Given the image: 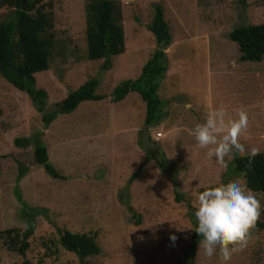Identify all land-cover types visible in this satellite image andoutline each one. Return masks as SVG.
<instances>
[{
    "label": "rangeland",
    "instance_id": "rangeland-1",
    "mask_svg": "<svg viewBox=\"0 0 264 264\" xmlns=\"http://www.w3.org/2000/svg\"><path fill=\"white\" fill-rule=\"evenodd\" d=\"M114 1L122 9L126 50L112 59V69L88 58L89 0H53V57L50 68L35 75L37 87L48 93L45 111L0 76V233L17 229L23 235L28 223L36 222L26 256L9 250L3 239L0 264H221L197 255L196 197L206 188L245 180L234 170L235 153L221 168L198 147L191 129L218 107L231 119L243 109L249 125L240 143L246 151L264 152V57L245 62L254 70H240L241 52L230 37L237 26L264 23V0ZM154 3L166 12L174 41L167 50L169 73H174H167L159 92L165 121L146 129L147 105L140 94L113 102L111 93L122 81L138 78L156 50L147 28ZM13 10L4 3L0 21ZM247 74L256 76L242 80ZM90 79L107 98L83 102L46 128L44 113ZM254 98L256 104L248 106ZM37 134L66 180L49 177L36 164L33 146H16V139ZM253 193L264 205V194ZM65 230L93 236L99 255L81 260L64 250L59 238ZM263 262L264 229L228 264Z\"/></svg>",
    "mask_w": 264,
    "mask_h": 264
},
{
    "label": "trees",
    "instance_id": "trees-1",
    "mask_svg": "<svg viewBox=\"0 0 264 264\" xmlns=\"http://www.w3.org/2000/svg\"><path fill=\"white\" fill-rule=\"evenodd\" d=\"M4 3L9 4L14 10L10 18L0 21V76L30 96L38 110L44 112L48 93L37 87L35 75L48 70L53 57L55 43L53 0H0V7ZM85 11L88 58L93 61L104 60L102 69L110 70L113 67L112 59L122 55L126 50L120 3L114 0H89ZM147 28L154 36L156 50L142 67L140 76L122 81L113 89L111 99L113 102H120L132 92L139 93L147 105L146 126L149 128L165 121L163 117L167 112L164 111L159 92L171 65L167 50L174 43L165 9L160 3L153 4V18ZM230 37L238 44L242 60L262 61L264 23L237 26L230 32ZM98 87L99 82L90 79L71 92L63 101L57 103L53 110L44 113L45 127L48 128L59 115L74 112L83 102L107 98V95L96 93ZM148 140L151 141L149 133ZM15 144L20 148L33 146L36 164L42 166L49 177L59 180L67 179L50 162L48 148L42 143L41 134L33 138H18ZM168 163L171 164L170 161ZM234 170L242 175L247 189L264 194V152L253 157L251 162L247 156L235 158ZM35 229L36 222H32L28 223L23 235L17 229L6 230L0 233V243L4 239L9 250L26 256L30 248L29 239ZM263 229L264 211L261 212L255 227L251 229L249 238L256 231ZM196 236L195 240H198ZM59 244L64 250L76 254L81 260L100 253L96 239L86 233L65 230L61 233ZM190 248L192 249V246ZM24 264L33 263L25 260Z\"/></svg>",
    "mask_w": 264,
    "mask_h": 264
},
{
    "label": "clouds",
    "instance_id": "clouds-1",
    "mask_svg": "<svg viewBox=\"0 0 264 264\" xmlns=\"http://www.w3.org/2000/svg\"><path fill=\"white\" fill-rule=\"evenodd\" d=\"M191 107L185 104V109ZM237 115V119L227 118L226 110L218 107L208 113L203 123L191 129L198 147L205 149L207 158H214L221 168H226L224 158L230 153L240 158L247 156L249 162L259 154L258 148L246 151L241 145L249 119L243 109ZM196 199L193 213L196 223L192 229L199 237L197 255L202 254L209 260L215 257L221 264H228L234 253L246 247L250 230L255 227L264 205L238 181L206 188ZM169 239L175 241L176 236L171 235Z\"/></svg>",
    "mask_w": 264,
    "mask_h": 264
},
{
    "label": "crops",
    "instance_id": "crops-1",
    "mask_svg": "<svg viewBox=\"0 0 264 264\" xmlns=\"http://www.w3.org/2000/svg\"><path fill=\"white\" fill-rule=\"evenodd\" d=\"M242 55V54H241ZM240 56V55H239ZM232 62H236V61H232ZM246 61H244V60H242V58H241V62L240 63H242V65L241 66H239L238 65V68L241 70V69H246V70H254L255 69V66H252L250 63H245ZM170 69H171V65H170V68H169V71H170ZM238 69V70H239ZM173 73H174V71L171 73H169L171 76L173 75ZM242 73H244V72H242ZM207 74L209 75V71H208V65H207ZM255 76L256 75H251V74H247V75H244L243 77H242V80L243 79H246L247 80V82H250L249 80H250V78L251 77H253V78H255ZM252 103V104H251ZM181 104V103H180ZM205 104V102L203 103V105ZM208 104H209V102L207 103V106H208ZM256 104V101H255V98L254 99H252V101L251 100H249V102H248V106H251V105H255ZM199 106H201L202 104H198ZM246 105V104H245ZM212 105H210L209 104V107H211ZM241 106V105H240ZM169 115H170V113H169ZM151 127H149V128H147L146 127V129H150Z\"/></svg>",
    "mask_w": 264,
    "mask_h": 264
},
{
    "label": "built area",
    "instance_id": "built-area-1",
    "mask_svg": "<svg viewBox=\"0 0 264 264\" xmlns=\"http://www.w3.org/2000/svg\"><path fill=\"white\" fill-rule=\"evenodd\" d=\"M163 136L162 132H158L156 139L159 140Z\"/></svg>",
    "mask_w": 264,
    "mask_h": 264
}]
</instances>
